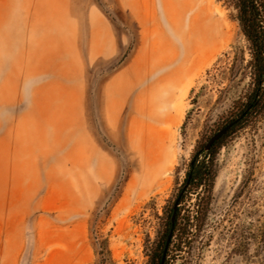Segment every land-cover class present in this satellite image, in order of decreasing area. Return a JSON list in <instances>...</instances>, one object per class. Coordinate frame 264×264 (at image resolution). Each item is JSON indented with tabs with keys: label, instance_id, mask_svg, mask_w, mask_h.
I'll use <instances>...</instances> for the list:
<instances>
[{
	"label": "rangeland",
	"instance_id": "374dc122",
	"mask_svg": "<svg viewBox=\"0 0 264 264\" xmlns=\"http://www.w3.org/2000/svg\"><path fill=\"white\" fill-rule=\"evenodd\" d=\"M186 1L175 17L191 6L195 32L179 81L160 82L166 120L138 130L144 157L161 135L173 141L146 187L125 135L155 66L185 57L166 2L0 0V264H149L170 209L163 264H264V114L223 140L210 192L177 201L191 155L248 82L232 74L248 53L231 9Z\"/></svg>",
	"mask_w": 264,
	"mask_h": 264
},
{
	"label": "trees",
	"instance_id": "16d2710c",
	"mask_svg": "<svg viewBox=\"0 0 264 264\" xmlns=\"http://www.w3.org/2000/svg\"><path fill=\"white\" fill-rule=\"evenodd\" d=\"M218 1L223 2L231 9L232 18L237 23L245 40L248 53V60L244 66L242 65L243 60L239 66L234 65L232 74L235 78L237 71L242 69V75L247 76L248 82L241 94L231 103V109L222 126L230 124L226 132L207 150L200 146L191 155L184 177V187L180 189L177 201L180 200L183 192L188 190L196 191L200 187H204V191L210 192L214 179L215 156L223 140L264 114V0ZM177 216L176 209L169 210L164 228L150 255L149 264H159L162 255L166 256L177 226Z\"/></svg>",
	"mask_w": 264,
	"mask_h": 264
},
{
	"label": "bare ground",
	"instance_id": "6f19581e",
	"mask_svg": "<svg viewBox=\"0 0 264 264\" xmlns=\"http://www.w3.org/2000/svg\"><path fill=\"white\" fill-rule=\"evenodd\" d=\"M164 1L166 2L167 6H168L167 8H169V11L167 13L168 17H169L167 28L170 31V33L178 35L177 37L179 40V44H180L181 48L183 49V52H185V54H184L185 57H182V59H181V57L179 56V59L178 58L175 59L172 56L175 59V60H173L171 58L173 63L163 64V65H159V66L156 65L155 66L156 69L154 68V71H152V75L155 76V73L157 72L156 74H158V72H159V77L155 81H152L153 83L152 82L150 83L151 86L149 87L150 88L149 95L145 93L146 88L140 90L137 97H136V100L134 101V105L132 106V108L130 110V114L132 117V127L130 125L131 129L129 130V133L127 135H125L126 149L131 150L134 158L137 159L136 162H137V166H138V172L140 175L139 177L141 178L139 180V182L142 181V185L146 186V187H149L154 182H156L159 179L160 175L165 170H167L168 163H170L171 157H172L173 141L172 140L164 141V139H160L163 136V135H161L155 142L151 143L152 144V149H151L152 151L149 155L150 157L149 156L144 157L143 156L144 154L140 153V149H141L140 146L141 145H140V139H139L138 133H141V132H138V130L142 131L139 128L143 127V126H145L147 128H149L151 126L154 127V125H156L157 123H160L161 121L166 120V114L162 113V111H161L164 108V106H162V99H160L162 94L159 92L160 89H162V88H160V86H159V88H157L156 82H161L165 79H167V81L168 80L171 81V74H172V83L179 81L178 79L180 78L181 74L183 73V67H182L183 61H184V59L186 60L188 58V47H189L190 43L193 41V36H194V32H195L194 27L196 24V22H194V21H196L195 16H192V17L190 16L192 14V12H191L192 7L191 6L186 7L187 6L186 5L185 6L186 8L185 7L182 8L180 10L178 18H176L175 17L176 12H174V10H173V7H174L173 3L175 0H164ZM183 2L184 3L186 2V4H187L186 0H183ZM204 21H205V19H204ZM157 25L158 24L152 25V27L150 28L151 34L156 33V31L158 30ZM199 31L203 35V40L209 39V36H208V35H210L209 34L210 33L209 24L203 23V21H201V24L199 25ZM207 36H208V38H207ZM155 41L153 39L151 42V45L154 46L156 44ZM172 45L174 47L177 46V45H175L174 42H172ZM175 54H177V53H175ZM186 55H187V57H186ZM154 61H155V59H154ZM172 61H170V62H172ZM174 64H176L175 70H171L170 73H167V74L162 73V72H164V69H166L168 67L170 68L172 66V68L174 69V67H173ZM161 87H164V86H161ZM144 94L148 95L147 99L144 97ZM169 97L171 98L172 95L171 94L168 95V98ZM179 115H180V108L177 107L175 110L174 118H177ZM159 132L160 131L158 130L157 131L158 136L160 135ZM140 137H141V134H140ZM145 141L147 142L149 140H147V138H146ZM150 146H148V147H150ZM141 147H143V146H141ZM145 149L147 150V145H146Z\"/></svg>",
	"mask_w": 264,
	"mask_h": 264
},
{
	"label": "water",
	"instance_id": "95a60500",
	"mask_svg": "<svg viewBox=\"0 0 264 264\" xmlns=\"http://www.w3.org/2000/svg\"><path fill=\"white\" fill-rule=\"evenodd\" d=\"M230 126V124L225 125L224 127L220 128L217 132H215L206 142L204 149L207 150L214 141H216L220 136H222L226 130L228 129V127ZM164 261V255H162L159 264H163Z\"/></svg>",
	"mask_w": 264,
	"mask_h": 264
},
{
	"label": "crops",
	"instance_id": "0c3cea01",
	"mask_svg": "<svg viewBox=\"0 0 264 264\" xmlns=\"http://www.w3.org/2000/svg\"><path fill=\"white\" fill-rule=\"evenodd\" d=\"M173 67H174V69L172 68V66L170 67V70H169L168 73H170L171 70H175V69H176V64H174ZM166 74H167V73H166ZM158 77H159V72H158V75L156 76V79H157ZM156 79H155V77H154V80H153V81H155ZM152 83H153V82H152ZM168 84H169V86H171V84H173V83H172V74H171V82L168 83ZM168 84H167V85H168ZM150 86H151V84L149 85V87H150ZM152 86H153V85H152ZM159 86H160V88H166L165 84H161L160 82H156V87L159 88ZM161 86H164V87H161ZM158 91H159V90H158ZM160 91H161V89H160ZM160 91H159V92H160ZM159 92H158V93H159ZM170 94L173 95V93H170Z\"/></svg>",
	"mask_w": 264,
	"mask_h": 264
}]
</instances>
